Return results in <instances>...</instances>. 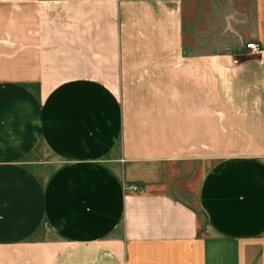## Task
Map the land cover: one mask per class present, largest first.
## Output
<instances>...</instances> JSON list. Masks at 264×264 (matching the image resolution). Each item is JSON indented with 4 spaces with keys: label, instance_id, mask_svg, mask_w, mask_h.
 <instances>
[{
    "label": "crops",
    "instance_id": "1",
    "mask_svg": "<svg viewBox=\"0 0 264 264\" xmlns=\"http://www.w3.org/2000/svg\"><path fill=\"white\" fill-rule=\"evenodd\" d=\"M0 264H264V0H0Z\"/></svg>",
    "mask_w": 264,
    "mask_h": 264
},
{
    "label": "built area",
    "instance_id": "2",
    "mask_svg": "<svg viewBox=\"0 0 264 264\" xmlns=\"http://www.w3.org/2000/svg\"><path fill=\"white\" fill-rule=\"evenodd\" d=\"M247 50H249L251 53H260L262 52V47L260 45V43L256 42V41H252V42H248L247 43ZM128 189L133 191V192H137V193H143L144 191L141 189V187L137 184H131L128 186Z\"/></svg>",
    "mask_w": 264,
    "mask_h": 264
},
{
    "label": "rangeland",
    "instance_id": "3",
    "mask_svg": "<svg viewBox=\"0 0 264 264\" xmlns=\"http://www.w3.org/2000/svg\"><path fill=\"white\" fill-rule=\"evenodd\" d=\"M252 54H258V53H252ZM205 225L204 222L202 221V226ZM204 227V226H203Z\"/></svg>",
    "mask_w": 264,
    "mask_h": 264
}]
</instances>
